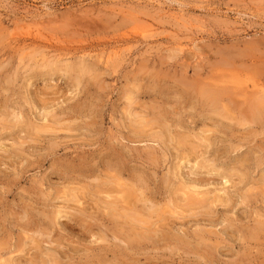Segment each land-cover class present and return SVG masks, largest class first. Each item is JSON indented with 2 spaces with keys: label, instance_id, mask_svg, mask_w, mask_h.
<instances>
[{
  "label": "rangeland",
  "instance_id": "obj_1",
  "mask_svg": "<svg viewBox=\"0 0 264 264\" xmlns=\"http://www.w3.org/2000/svg\"><path fill=\"white\" fill-rule=\"evenodd\" d=\"M49 62L61 66L49 72ZM222 85L228 120L200 94ZM263 92L264 0H0V264H49L51 252L55 264H264V120L249 115ZM163 118L159 140L134 136ZM132 173L145 176L149 201L111 219V198L97 190L135 183ZM219 194L229 209L189 205ZM77 209L101 216L78 222Z\"/></svg>",
  "mask_w": 264,
  "mask_h": 264
},
{
  "label": "bare ground",
  "instance_id": "obj_2",
  "mask_svg": "<svg viewBox=\"0 0 264 264\" xmlns=\"http://www.w3.org/2000/svg\"><path fill=\"white\" fill-rule=\"evenodd\" d=\"M86 61V60H85ZM83 62H84V60H83ZM55 63H57V62H55ZM53 62H49L48 64H46V68H48L49 70V72H51V71H54L55 69H58V67L57 66H59V68H60V66L61 65H54L53 66ZM80 65V64H79ZM82 65V68L83 67H85L86 65L85 64H81ZM83 65H85V66H83ZM88 65H90V64H88ZM87 65V66H88ZM70 67H72L71 65H69ZM74 68V67H73ZM79 68H81V67H79ZM78 68V66H77V69H79ZM88 69H89V67H88ZM78 71V70H77ZM81 71V70H80ZM79 71V72H80ZM84 71H85V68H84ZM86 72V71H85ZM92 72H93V70H92ZM81 73H82V75H83V72L81 71ZM80 73V74H81ZM77 76V75H76ZM75 76V77H76ZM83 77V76H82ZM11 80V79H10ZM76 80H78V78H76ZM82 82V81H81ZM78 84H80V82L78 83ZM223 86V85H222ZM225 86V85H224ZM224 86L223 87H220L217 91H212V92H210L209 91V88H208V86H206L208 89H206V90H201L200 91V94L201 95H203L204 96V98L206 99V100H208V104H210V105H208L209 107H211V109H212V112H214V113H218L219 115H221L222 116V118L224 117V118H226L227 120H228V118H229V112H228V109H227V107H224V113H223V111H221L220 110V107H221V105H223V102L225 101V100H228V102H230V103H232V99H231V96L230 97H225V94L227 93V91H225V90H227L228 88H224ZM217 87H218V85H217ZM226 87V86H225ZM238 87H240V86H238ZM3 88V87H2ZM196 88V87H195ZM234 88V87H233ZM200 89V88H199ZM239 89V88H238ZM237 89V90H238ZM248 89V88H247ZM256 91V90H255ZM199 92V91H198ZM257 92V91H256ZM259 92V91H258ZM262 92V91H261ZM243 93H245L244 91H243ZM264 93V92H263ZM192 94V93H191ZM197 94V93H196ZM234 94V93H233ZM255 94V93H254ZM257 94V93H256ZM262 94V93H261ZM228 95V94H227ZM226 95V96H227ZM230 95H232L231 93H230ZM260 95V94H259ZM195 96V95H194ZM258 96V95H257ZM257 96H253V98L254 97H256L254 100H253V103L252 104H250L251 106L249 107V109H250V113H249V115L251 114V119H252V121H254L256 124H258V123H261V121L259 122V120H260V117H262L261 119H263L264 120V117L263 116H261V115H264L263 113H264V96H260V97H257ZM191 97H192V95H191ZM227 102V101H226ZM194 103V102H193ZM199 105V104H198ZM207 105V104H206ZM229 105V104H228ZM248 106V105H247ZM230 107V106H229ZM228 107V108H229ZM74 108V107H73ZM79 108V107H78ZM222 108H223V106H222ZM248 108V107H247ZM232 109V108H231ZM249 109H247V110H249ZM170 111V110H169ZM175 111V110H174ZM219 111H221V112H219ZM177 112V111H176ZM249 112V111H248ZM156 114V113H155ZM176 114V113H175ZM20 115V114H19ZM50 115V114H49ZM74 115H76V114H74ZM80 115V114H79ZM211 115V114H210ZM248 115V114H247ZM48 116V115H47ZM158 116H160V115H158ZM181 116V115H180ZM21 117V116H20ZM165 117H171V116H165ZM235 117H237V116H235ZM259 117V118H258ZM240 118V117H239ZM241 118H243V117H241ZM166 119V118H165ZM168 119V118H167ZM50 120V119H49ZM72 120V119H71ZM70 120V121H71ZM159 120L160 119H158V120H156L155 121V119H150V121H148V122H146V123H153V124H159V126H161L160 127V129L158 130V131H156V132H154V133H148L147 132V130L145 131L144 129H141V130H139V129H137V128H139L138 126L136 127V126H133V128L135 129H133V131H134V136L135 137H137V138H143L145 135L147 136V138H152L153 137V135L155 136L156 134L157 135H161V136H159V138H161L162 136H164V131L165 130H167L168 128H170V126H168V125H165L164 124V122H162V120H164V118L163 119H161L160 120V122H161V124L162 125H160V123H158L159 122ZM262 120V121H263ZM28 121V120H27ZM144 121V120H143ZM170 121H171V119H170ZM173 121V120H172ZM72 122V121H71ZM176 122V121H175ZM182 122V121H181ZM240 122V121H239ZM246 122V121H245ZM36 123V122H35ZM145 123V122H144ZM240 123H242V121L240 122ZM247 123V122H246ZM79 124V123H78ZM148 124L147 125H144V127H148ZM49 125V124H48ZM56 125V124H55ZM54 125V126H55ZM59 125H60V123H59ZM181 125V124H180ZM243 125V124H242ZM245 125V124H244ZM34 126H36V125H34ZM64 126V125H63ZM66 126V125H65ZM79 126V125H78ZM173 126H175V128H176V125L174 124ZM46 127V126H45ZM44 127V128H45ZM70 127H72V125L70 124L69 126H67V128L66 127H64V128H66L67 130H69L68 128H70ZM141 127V126H140ZM60 128V127H59ZM63 128V129H64ZM154 128V127H153ZM158 128V127H157ZM48 129V128H47ZM46 129V130H47ZM49 129H51V128H49ZM48 129V130H49ZM149 129H151V128H149ZM40 130H41V128H40ZM52 130H53V128H52ZM151 131V130H150ZM205 131V130H204ZM224 131V130H223ZM39 132V131H38ZM220 132V131H219ZM234 132V131H233ZM31 133V132H30ZM144 133V134H143ZM156 133V134H155ZM40 134V133H39ZM167 134H170V133H167ZM41 135V134H40ZM157 135H156V137L155 138H157V140H159V138L157 137ZM180 135V134H179ZM235 135V134H234ZM167 136V135H166ZM176 136V135H175ZM180 136H182V134L180 135ZM245 136V135H244ZM170 137H172L171 139H173L174 138V136H170ZM183 137V136H182ZM200 137V136H199ZM238 137V136H237ZM37 138V137H36ZM178 138V141H179V137H177ZM176 137H175V139H177ZM206 138V137H205ZM212 138V137H211ZM144 139V138H143ZM175 139H173V141L175 140ZM186 139V138H185ZM185 139H182V140H185ZM162 140H165V138L164 139H162ZM169 140V139H168ZM211 140H213V139H211ZM210 140V137H207L206 138V141H207V143H208V147L209 146H211V144H213V142ZM243 140V139H242ZM133 141V140H132ZM137 141V140H136ZM172 141V140H171ZM172 141V142H173ZM176 141V140H175ZM174 141V142H175ZM211 141V142H210ZM248 141V140H247ZM246 141V142H247ZM165 142V141H164ZM181 142H183V141H181V139H180V141L178 142L179 144H181ZM26 143V142H25ZM167 143V142H166ZM184 143H185V141H184ZM183 144V143H182ZM240 145V144H239ZM236 148V147H235ZM17 149V148H16ZM180 149V148H179ZM182 150V149H181ZM184 150V149H183ZM181 152V151H180ZM185 152V151H184ZM182 153V152H181ZM188 153V152H187ZM220 154V153H219ZM185 155H186V152H185ZM185 158V157H184ZM196 158V157H195ZM244 159H246V158H244ZM196 161H197V159H196ZM209 161V160H208ZM240 161H242V160H240ZM244 161V160H243ZM123 162H125V161H123L122 160V158H121V156H117V167H116V170H118V169H121L122 170V164H123ZM195 162V161H194ZM186 163V162H185ZM236 163V162H235ZM208 164V163H207ZM212 164V163H211ZM244 164H247L246 162L245 163H243V165ZM210 165V164H209ZM208 165V166H209ZM214 165V164H213ZM242 165V164H241ZM262 165V164H261ZM70 166H71V164H70ZM69 166V167H70ZM65 167H67V166H65ZM73 168H74V166H72ZM76 167V166H75ZM78 167V166H77ZM81 167V166H80ZM207 167V165L206 164H204V163H200L199 161H197L196 162V168L195 169H197V170H200V169H205ZM214 167V166H213ZM83 166H82V170H83ZM192 168V167H191ZM218 168V167H217ZM217 168H213V169H216L217 170ZM234 169H232V170H235V174H237V172L238 171H236L237 170V168L236 167H233ZM243 168H244V166H243ZM242 168V166H241V169H243ZM75 169V168H74ZM73 169V170H74ZM182 169H184L183 168V166H182ZM208 169V168H207ZM206 169V170H207ZM212 169V168H211ZM211 169H209V170H211ZM231 169V168H230ZM239 169V168H238ZM68 170H70V168L68 169ZM72 170V171H73ZM115 170V171H116ZM126 170V169H125ZM208 170V171H209ZM252 170V169H251ZM76 171V170H75ZM80 171H81V169H80ZM84 171H85V169H84ZM230 171V170H229ZM241 171V170H240ZM239 171V172H240ZM74 172V171H73ZM123 172V171H122ZM121 172V173H122ZM207 172V171H206ZM210 172V171H209ZM228 172V171H227ZM234 172V171H233ZM242 172V171H241ZM130 173V175H131V172H129ZM134 173V172H133ZM132 173V174H133ZM221 173H222V171H221ZM74 174V173H73ZM116 174V173H115ZM226 174V173H225ZM243 174V173H242ZM242 174H240V175H242ZM119 175H120V173H119ZM122 175V174H121ZM121 175H120V177H121ZM136 174H133V177L131 178L132 180H134L135 181V183H132V184H130V185H123V183H118V185H119V187L118 186H112V185H110V187H108V185H106V188H99L97 191L99 192V194L100 193H103V194H105L104 196H102V197H105V200H107L106 199V196H107V198H111V200L110 201H108V202H106V204H108V205H112L111 206V214H110V212H109V214L111 215V219H113V216L114 215H118V211H119V206H122L123 208L122 209H124V210H122L123 212L126 210L125 208H129V206H133L134 204H132L133 203V201L135 200V202L137 201V202H139V204H140V201H142V203L143 202H148L149 200L147 199V198H145V196H144V192H143V190H142V188L140 187V186H145V184L146 183H142V181L143 182H145L144 181V177H143V179L141 178V177H138V176H135ZM139 175V174H138ZM142 175V174H141ZM226 175H228V174H226ZM245 175V174H244ZM244 175H242V178L243 177H245ZM117 176H118V174H117ZM73 177V176H72ZM110 177H111V175H110ZM110 177H107V178H110ZM225 177H227V176H225ZM76 178V177H75ZM96 178V177H95ZM113 178V177H112ZM115 178H117V177H115ZM242 178L240 179V180H242ZM247 178V177H246ZM253 178V177H252ZM65 179V178H64ZM146 179H148V178H146ZM226 179V178H225ZM243 179H245V178H243ZM106 180V179H105ZM105 180L103 181V179H102V181L103 182H105ZM113 180V179H112ZM111 180V182H113ZM223 180V179H222ZM239 180V181H240ZM247 180V179H246ZM106 181H108V180H106ZM118 181V180H117ZM231 181V180H230ZM100 182V181H99ZM110 182V181H109ZM109 182L107 183V184H109ZM148 182V181H147ZM226 182V184H227V182H229L228 180H226L225 181ZM225 182H223V183H225ZM241 182V181H240ZM114 183H116V181H114ZM242 183V182H241ZM235 184V183H234ZM97 185H99V184H97ZM105 185V184H104ZM193 185H194V183H193ZM97 187H99V186H97ZM121 187H123V188H121ZM192 187H194V186H192ZM225 187V186H224ZM71 188V187H70ZM87 188V187H86ZM96 188V187H95ZM94 188V189H95ZM147 188V187H146ZM219 188V187H218ZM228 188V190H229V186L227 187ZM241 188V187H240ZM72 189V188H71ZM89 189V188H88ZM97 189V188H96ZM149 189V188H148ZM225 189V188H224ZM62 190V189H61ZM77 190V189H76ZM140 190V192H142V196L141 195H139L138 194V191ZM142 190V191H141ZM240 190V189H239ZM238 190V191H239ZM245 190V189H244ZM74 191V190H73ZM73 191L72 190H69V188L63 193V195H64V200L67 202V203H70L71 201L73 202L74 200H76V195L75 194H73ZM96 191V192H97ZM222 191V190H221ZM243 191V190H242ZM84 192V191H83ZM96 192H94V193H96ZM200 191H197V195H200V193H199ZM93 193V194H94ZM153 193V192H152ZM202 193V192H201ZM225 193V192H224ZM239 193V192H238ZM86 194V193H85ZM91 194V193H90ZM89 194V195H90ZM97 194V193H96ZM147 194V193H146ZM223 194V193H222ZM204 195H206V194H204ZM209 195V194H208ZM239 195H240V193H239ZM97 196V195H96ZM154 196V195H153ZM228 196H230V194L228 195ZM91 197H92V194H91ZM94 197V196H93ZM101 197V198H102ZM152 196H150V198H151ZM208 198H209V196H207ZM207 197H205V196H195V195H192L191 197H189V199H190V202H189V205L190 206H197V207H194V208H198V209H200V208H206L207 207V209H209V207L211 208V204H216L217 202L219 203L220 202V204L223 206V205H225L226 207H228V209L230 208V205H231V203L230 202H232V200H230V198H226V197H224V196H222V195H217L216 196V198L214 199V200H212L211 202H210V204H208L207 202L208 201H206V200H208V198ZM230 197H232V196H230ZM61 198H62V196H61ZM80 198H81V196H80ZM98 197H96V199H97ZM154 198V197H153ZM243 198V199H242ZM87 199H88V197H87ZM103 200H104V198H102ZM213 199V198H212ZM233 199V198H232ZM241 199H242V202H245L246 203V201L247 202H249V200H250V197L249 196H247V192H246V194H241ZM99 200V199H98ZM97 200V201H98ZM94 201V200H93ZM151 202H152V204L154 203L152 200H150ZM64 203V202H63ZM104 203H105V201H104ZM71 204V203H70ZM73 204V203H72ZM71 204V205H72ZM105 204V205H106ZM249 204V203H248ZM76 205H78L77 203H76ZM145 206H146V204H144ZM210 205V206H209ZM219 205V204H218ZM217 205V206H218ZM74 206V205H73ZM137 206V204H135L134 205V207L133 208H135ZM140 206V205H139ZM153 206V205H152ZM82 207V206H81ZM113 207V208H112ZM161 207V206H160ZM232 207V206H231ZM57 208V207H56ZM74 208V207H73ZM79 208V207H78ZM84 208V207H83ZM106 209H107V207H105ZM115 208V210H117V208H118V211L116 212V213H112V211H114V210H112V209H114ZM121 208V207H120ZM132 208V207H131ZM143 208V207H142ZM149 208V207H148ZM156 208L157 207H155V212H156ZM190 208V207H189ZM80 209V208H79ZM79 209H77V211L79 210ZM86 209V208H85ZM108 209L106 210L107 212H108ZM141 209V208H140ZM145 209V208H144ZM20 210H22V209H20ZM19 210V211H20ZM49 210V209H48ZM58 210V209H57ZM149 210V209H148ZM160 210H162V209H160ZM213 208H212V212H213ZM80 211V210H79ZM120 211H121V209H120ZM120 211H119V213H120ZM131 211V210H130ZM146 211V210H145ZM58 212H60V211H58ZM86 212V211H85ZM83 210H81L80 211V215L78 216V218H77V221L78 222H80V221H85L86 220V218L89 216V218H91V219H93L94 220V217L96 216H92V215H89L88 214V216L86 215V213H85ZM123 212H121L120 214H122ZM159 211H157V213H158ZM205 212V211H204ZM210 212V211H209ZM29 212H27L26 210H24L23 209V211H20V217H21V219L22 220H24V219H27L29 216V214H28ZM63 213V212H62ZM102 214L104 213V212H101ZM149 215H151V213H152V211L150 212V211H148L147 212ZM226 213V212H225ZM55 214V213H54ZM53 214V215H54ZM95 214V213H94ZM108 214V215H109ZM141 214V213H140ZM154 214V213H153ZM159 214V213H158ZM196 213H194L193 215H195ZM206 214H208V212L206 213ZM108 215L107 216H105V217H108ZM130 215V214H129ZM142 215H143V213H142ZM145 215V214H144ZM192 215V216H193ZM209 215V214H208ZM211 215V214H210ZM72 216H74V215H72ZM101 216V215H100ZM100 216H97V220H99L98 218L100 217ZM103 216V215H102ZM124 216V215H123ZM238 216V215H237ZM19 217V218H20ZM33 217V216H32ZM44 217V216H43ZM45 217L46 218H49V220L50 221H53V219L52 218H50V217H53V216H51V215H48V214H46L45 215ZM56 217V216H55ZM105 217H103V219H105L106 220V218ZM118 217V216H117ZM129 217H131V216H129ZM133 217V216H132ZM141 217V216H140ZM150 217H152V216H150ZM149 217V218H150ZM226 217H228V215L226 216ZM225 217V218H226ZM34 218V217H33ZM116 218V217H115ZM119 218V217H118ZM153 218V217H152ZM229 218V217H228ZM96 219L94 220V221H96ZM103 219H101V220H103ZM130 219V218H129ZM141 219V218H140ZM143 219V218H142ZM196 219V218H195ZM231 218H229V220H230ZM88 220V219H87ZM104 220V221H105ZM128 220V219H127ZM134 220V219H133ZM148 220V219H147ZM29 221V222H28ZM26 220L25 221V223L24 224H26L27 225V222L28 223H30V225H29V227H31V224H32V226L35 224L36 225V227L35 228H37V227H39L38 225V223L36 222V220H34V219H30V220ZM39 221V220H38ZM94 221H93V223H94ZM107 221H109V220H107ZM118 221H120V219H118ZM118 221H116V223L118 222ZM140 221H142V220H140ZM149 221V220H148ZM151 221V220H150ZM149 221V222H150ZM158 221V220H157ZM159 221H160V219H159ZM49 222V221H48ZM111 222V221H110ZM121 222V221H120ZM123 222L124 221H122V224H123ZM137 222V221H136ZM162 222V221H161ZM230 222H231V220H230ZM38 225H37V224ZM53 223V222H52ZM100 223V222H99ZM101 223H103V222H101ZM112 223V222H111ZM150 223H152V222H150ZM233 223V222H232ZM106 224V223H105ZM120 224V223H119ZM131 224H134V223H131L130 222V225ZM96 225V224H95ZM116 225V224H115ZM128 225H129V223H128ZM128 225L126 226V228L128 229ZM136 225H138V224H136ZM168 225H169V223H168ZM92 226V225H91ZM94 226V225H93ZM93 226H92V228H93ZM99 226V225H98ZM102 226V225H101ZM101 226H99L100 228H101ZM229 226V225H228ZM234 226V225H233ZM27 226H25V228H26ZM34 227V226H33ZM97 227V226H96ZM117 227V226H116ZM116 227H115V229H116ZM130 227V226H129ZM149 227V226H148ZM163 227V226H162ZM173 227V226H172ZM260 228H262L263 229V227H261V226H259ZM34 228V229H35ZM90 228V227H89ZM98 228V227H97ZM108 228H111V229H113L114 230V228H112V227H108L107 226V229ZM123 228V227H122ZM135 228V227H134ZM133 228V229H134ZM144 228H145V226H144ZM107 229H106V231H107ZM120 229V228H119ZM130 229V228H129ZM149 229H150V227H149ZM174 229V228H173ZM259 229V228H258ZM32 230V229H31ZM91 230V229H90ZM169 230H170V228H169ZM226 230V229H225ZM256 230V229H255ZM42 231V230H41ZM103 231H105V230H103ZM115 231H117V232H119L117 229L115 230ZM153 231V230H152ZM172 231V230H171ZM177 231V230H176ZM100 232V231H99ZM114 232V231H113ZM116 232V233H117ZM120 232H122L123 233V231H120ZM119 232V233H120ZM134 232V231H133ZM148 232H149V230H148ZM177 232H179V231H177ZM259 232V231H258ZM262 232H263V230H262ZM28 233V232H27ZM126 233V232H125ZM131 233V232H130ZM155 233H156V231H155ZM154 233V234H155ZM106 234H107V236H108V233H105V234H103V236H101V238L103 239H101L102 241H104V239L106 238ZM109 234H110V232H109ZM127 234H129V233H127ZM126 234V235H127ZM135 234V233H134ZM141 234V233H140ZM150 234V235H149ZM149 236H153V235H151V233L149 232ZM153 234V233H152ZM251 234H253V233H251ZM254 234H255V231H254ZM253 234V235H254ZM126 235H124V236H126ZM156 235V234H155ZM259 235V234H258ZM129 236V235H128ZM128 236H126V237H128ZM162 236H164V234L162 235ZM256 236V235H255ZM29 239H31V241H33L34 243L36 242V246H35V249L36 248H41V244H40V242H38V240H36V238H35V236L33 237L32 235H30V233L28 234V236H27ZM54 237V236H53ZM133 237V236H132ZM154 237V236H153ZM55 238V237H54ZM53 238V239H54ZM113 238L114 239H117V237H116V235H113ZM120 238V237H119ZM123 238L124 237H122L121 239L123 240ZM129 239L131 238V237H128ZM128 238H126V239H128ZM148 238V237H147ZM52 239V238H51ZM51 239H49L50 241H48L47 239V241H46V243L48 242L50 245H52L54 242H55V240H53V242H52V240ZM107 239V238H106ZM125 239V238H124ZM132 240L134 239V238H131ZM131 239L128 241V242H130L131 243ZM140 239V238H139ZM155 239V238H154ZM179 239H182V238H179ZM23 240V239H22ZM98 240V239H97ZM45 241V240H44ZM44 241H42V242H44ZM125 241V240H124ZM126 241V242H127ZM21 242V241H20ZM58 242H60V241H58ZM57 242V243H58ZM134 242H135V240H134ZM33 243V244H34ZM57 243H55V244H57ZM115 243V242H114ZM133 243V242H132ZM59 244V243H58ZM62 243L60 242V245H61ZM129 244V243H128ZM25 245V244H24ZM41 245V246H40ZM104 245V244H103ZM108 245V244H107ZM106 245V246H107ZM111 245V244H110ZM21 246V245H20ZM54 247V246H53ZM109 247V246H108ZM117 247V246H116ZM18 248H19V246H18ZM32 248V247H31ZM51 248V247H50ZM55 248H56V246H55ZM20 249V248H19ZM34 249V248H33ZM101 249H102V247H101ZM21 251H24V248H22V249H20ZM53 250V249H52ZM55 250V249H54ZM99 250V249H98ZM50 251H51V249L48 251V253H50ZM97 251V250H96ZM99 252V251H98ZM46 253V252H45ZM55 253V252H54ZM53 253V254H54ZM52 254V252H51V254H48V258H45L44 260H43V262L45 261V262H49V264H55V263H53V261H54V259H55V257H57V256H54ZM97 254V253H96ZM41 255V254H40ZM47 254H45V256H46ZM56 255V254H55ZM98 256V255H97ZM106 257V256H105ZM97 258V257H96ZM102 258V257H101ZM57 259V258H56ZM59 260V259H58ZM57 260V261H58ZM12 261H13V259L10 257V258H6V260H2L1 261V263L2 264H11L12 263ZM39 261V260H38ZM99 261V260H98ZM41 262V261H40ZM56 262V261H55ZM33 263H35V262H33ZM20 264H30V261L28 260H26V262L25 261H23V260H20ZM32 264V263H31ZM37 264H38V262H37ZM122 264V263H121ZM134 264H135V262H134Z\"/></svg>",
  "mask_w": 264,
  "mask_h": 264
}]
</instances>
